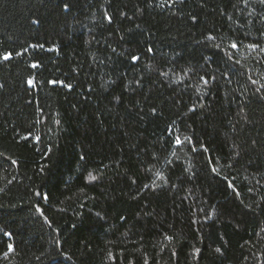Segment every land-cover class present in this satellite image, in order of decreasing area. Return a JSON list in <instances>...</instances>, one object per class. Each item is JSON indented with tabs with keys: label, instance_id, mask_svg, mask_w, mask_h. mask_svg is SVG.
<instances>
[{
	"label": "trees",
	"instance_id": "trees-1",
	"mask_svg": "<svg viewBox=\"0 0 264 264\" xmlns=\"http://www.w3.org/2000/svg\"><path fill=\"white\" fill-rule=\"evenodd\" d=\"M0 264H264V4L0 0Z\"/></svg>",
	"mask_w": 264,
	"mask_h": 264
},
{
	"label": "snow or ice",
	"instance_id": "snow-or-ice-1",
	"mask_svg": "<svg viewBox=\"0 0 264 264\" xmlns=\"http://www.w3.org/2000/svg\"><path fill=\"white\" fill-rule=\"evenodd\" d=\"M260 2L262 3V4H264V0H260ZM67 7V6H66ZM232 47H235V45H232ZM149 51H151V50H149ZM9 57L6 55V56H4V59L5 60H7ZM138 58L137 57H133V60L135 61V60H137ZM29 83H31V81H29ZM177 144H179L180 143V141H179V139H177ZM39 211V210H38ZM9 248H11V245H9Z\"/></svg>",
	"mask_w": 264,
	"mask_h": 264
}]
</instances>
